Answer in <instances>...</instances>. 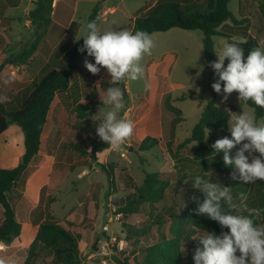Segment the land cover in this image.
Here are the masks:
<instances>
[{
    "label": "rangeland",
    "instance_id": "obj_1",
    "mask_svg": "<svg viewBox=\"0 0 264 264\" xmlns=\"http://www.w3.org/2000/svg\"><path fill=\"white\" fill-rule=\"evenodd\" d=\"M29 1L10 0L13 4H19L10 10L12 16L21 18V28L17 33L23 41L31 38L23 49L31 43L35 30L32 23L30 26L25 24L27 19L23 10ZM155 1L60 0L55 9V22L49 39L52 41L59 30L62 31L68 22L74 21L76 24H72L71 32L75 35L70 41L75 44L84 35L95 7L97 14L99 9H104L101 13L104 15L95 18L101 31L131 30V20L139 14H146ZM208 1L180 0L182 4L194 6L203 12L208 8ZM228 5L238 22L228 20L226 23L230 26L224 27L225 23L221 25L219 29L222 32L230 27L242 29L250 26L257 39L264 34V0H230ZM132 14H135L134 17L128 19ZM225 32L229 37H213L215 52L219 51L223 41H245L239 34ZM151 37L154 48L151 55H146L142 61L143 77L135 81L126 80L116 86L124 91L125 107L119 116L134 122V133L123 145H111L98 153L96 159L90 155L91 145L87 146L88 154H80L71 147V143L85 147V138L101 140L96 134V125L103 119L98 114L99 109L107 110V106L101 104V97L106 94L110 76L104 69L97 75L91 74L84 67V61H95L87 54L77 61L78 68L71 78V87L67 93H59L51 106L38 156L26 166L18 184L8 193L16 219L22 223L23 229L21 238L0 243V260H4L5 264H24L38 225L48 219L80 235L79 249L81 257L86 260L105 235L115 233L125 243V249L117 256L132 263L140 261L147 245L155 243L162 233L168 234L169 223L153 225L154 216L168 218L173 211L185 210L192 200L191 182L197 176L231 187L234 202L239 206L238 211L254 209L251 200L259 191L264 192V181L245 184L233 180L231 173L234 168L225 166L223 152L215 153L211 147L219 138H230L228 127L206 132L213 158L221 161V164H215L209 156L202 160L204 162L196 159L194 155L199 146L196 141L183 144L191 136L209 98L214 94L215 105H229L231 118L233 113L240 114L243 110L255 116L254 109L242 102L241 105L235 92L226 102H221L222 93L214 92L210 83V69L204 57L201 31L173 28L171 31L154 32ZM70 41L65 38L60 42L59 53L70 46ZM170 53H176L177 56L172 65L167 58ZM13 56L8 55L3 61ZM215 57L217 60L216 53ZM227 63L225 61V66ZM63 64L57 65L58 68H64ZM4 69L8 71L6 76H0V101L12 100L13 106L19 108L33 84L14 79L22 73L21 67L6 65ZM8 77H11L10 82L7 81ZM79 103L91 104L94 111L86 114L87 118H80L76 113ZM256 120L264 122V117ZM16 136V133L9 132L0 140V166L14 167L20 163ZM148 136L158 139V142L153 148L144 150L141 143ZM239 147L233 150V155ZM101 165L112 170V178ZM147 173H157L159 179L165 182L163 198L154 204H140L134 213L121 211L120 208L137 197L144 187ZM243 191L247 197L245 201L239 199ZM113 208L116 209L115 215L121 213V217L115 219L105 231L103 227L108 219L107 214ZM257 221L258 225L264 224L260 215ZM33 264L45 263L40 257ZM108 264L114 263L108 260Z\"/></svg>",
    "mask_w": 264,
    "mask_h": 264
},
{
    "label": "trees",
    "instance_id": "obj_2",
    "mask_svg": "<svg viewBox=\"0 0 264 264\" xmlns=\"http://www.w3.org/2000/svg\"><path fill=\"white\" fill-rule=\"evenodd\" d=\"M53 1L36 0L34 2V8L29 12V18L35 28L33 39L21 53L0 63V73L7 64H28L33 59L39 43L50 26ZM229 2L230 0H210L207 10L203 12L194 6L182 4L180 0H158L146 14L136 16L131 20L132 28L130 31L143 30L150 35L154 32H165L172 28L201 31L203 33L204 57L207 67L210 69V83L212 84L218 79L213 69L208 66L210 62L216 61L213 37H229V34L219 30L220 26L228 20L238 22L229 8ZM96 16L97 7L89 16L88 22L95 21ZM82 45L83 39L81 38L65 53L63 57L64 68L48 72L39 83L35 84L19 108H15L14 103L0 101V137L8 132L11 127L19 128L22 135V140L19 143L20 163L14 167L0 166V207L2 211L0 243H10L14 239L21 238L23 225L16 219V213L8 199V193L18 184L21 175H19L20 170L22 168L24 170L39 153L41 137L52 103L57 94L68 90L70 79L78 68V59L87 54L86 51L83 53L78 51ZM257 46L260 45L253 37H247L246 43L241 45L244 48L245 56L250 49ZM226 62L228 61L226 60ZM118 85L109 84L108 86L116 87ZM214 95L209 98L191 136L183 144L196 141L199 146L194 157L202 161L209 156L212 158L210 160L218 165L221 164V161L213 158L212 149L206 140V132L226 129L228 121L231 120V109L227 104L215 105ZM247 105L254 109L256 118L264 117V109L257 107L251 101ZM93 111L94 107L91 104L79 103L76 107V113L80 118H87L86 114ZM85 142V147L72 143L71 147L80 154H88L87 146L91 145L90 155L93 159L97 158L98 153H102L111 146L93 137L85 138ZM157 142L158 139L148 136L142 141L141 148L149 150L156 146ZM101 166L112 178V170L104 165ZM193 183L192 181L191 184ZM238 187L240 188L239 185ZM164 190L165 182L159 179L158 174L147 173L145 185L137 193V197L128 201L120 210L125 213H134L140 204L159 202L163 198ZM243 193L245 192L243 191ZM193 195L199 197L201 201L204 198L195 189L192 191V197ZM251 201L254 209L259 210V215L264 219V192L259 191ZM197 206V202L192 199L185 210L173 211L168 215V218L163 215H155L151 224L162 226L168 222V234L162 233L155 243L147 245L143 249L144 253L140 261L137 260L132 263L129 260L120 259L117 255H112L110 261L114 264H194V252L191 250L202 247L199 242L200 237L208 232L219 235L222 231H228V229H222L217 222L206 216L198 215L196 213ZM257 217L255 216L254 219L258 225ZM80 240L79 234L71 232L53 220H44L38 225L36 235L29 245L24 264H33L40 257L45 264H96L97 260L88 261L81 257Z\"/></svg>",
    "mask_w": 264,
    "mask_h": 264
},
{
    "label": "clouds",
    "instance_id": "obj_3",
    "mask_svg": "<svg viewBox=\"0 0 264 264\" xmlns=\"http://www.w3.org/2000/svg\"><path fill=\"white\" fill-rule=\"evenodd\" d=\"M81 38L83 45L78 51H86L95 61L85 59L84 67L93 75L104 69L110 76V85L141 79L144 75L142 61L154 48L151 35L143 30L101 31L95 21L86 24ZM244 43L243 40L221 43L219 51L215 52L218 59L208 65L218 77L211 87L217 94L222 93L221 102H226L235 92L240 103L251 101L264 109V41L260 42L261 46L250 49L247 56L241 47ZM123 97L122 88L107 87L106 94L101 97V104L107 106V110L100 108L98 113L103 119L96 125V134L105 144L114 147L127 142L135 128L132 120L119 116L125 107ZM228 131L230 138H219L211 147L215 153L223 152L225 166L234 168L231 178L245 184L264 181V122H257L254 114L243 110L240 114L233 113ZM237 146L240 147L233 155ZM192 188L204 197L201 201L193 195L198 205L196 213L228 229L219 235L208 232L199 238L202 247L194 251V264H264V224L257 225L254 219L259 210L238 211L231 187L201 176L195 177ZM239 199L245 201L247 197L240 193ZM0 264L5 261L0 260Z\"/></svg>",
    "mask_w": 264,
    "mask_h": 264
},
{
    "label": "crops",
    "instance_id": "obj_4",
    "mask_svg": "<svg viewBox=\"0 0 264 264\" xmlns=\"http://www.w3.org/2000/svg\"><path fill=\"white\" fill-rule=\"evenodd\" d=\"M35 1L36 0H30L26 4V6L23 10L24 14L26 16V19H27L25 24H28L29 26L31 24V20L29 18V12L34 8V2ZM59 1L60 0H57L56 2L53 3V11H52V15H51L50 26L48 27L46 35L44 36L42 41L39 43V46H38V49L36 51V54L34 55V58L28 64H21V65L7 64V65H9V67H13V66L21 67L22 73L14 79L19 80V81L29 82L30 84H33V88H34L35 84L39 83L42 80V78L48 72H50L54 69H61V68H58L59 66H57V65H62L63 57H64L65 53L72 46L75 45V44H73V41H70V38H73L75 35L74 32L73 33L71 32L72 24L75 23L74 21L68 22L65 25V27L62 28L63 29L62 31L59 30L57 32V34L53 36L52 41H50V39H49L50 31L52 32V26L55 22V16H56L55 9L58 7ZM157 1L158 0H156L155 3L151 7H153ZM209 4H210V0L208 1V6H209ZM18 6H19V4H17V3L13 4L12 2H10V0H0V63L4 62L3 61L4 58L8 55H11V54L17 55V54L21 53L23 50V47L25 46V43L28 42L29 39H31L29 37V38L25 39L26 41H23L22 36L19 33H17V30L21 28L20 27V19L21 18L19 16H12V14L10 13V10L14 7L17 8ZM149 9L146 12H148ZM115 10H116V8L114 7L113 11L115 12ZM139 11L140 10H138L137 12H139ZM102 12H104V9L103 10L99 9L97 15H100L102 17L104 15V14H101ZM134 15L135 14L130 15V17L128 19H132L134 17ZM139 15H141V14H139ZM224 25H225L224 27L230 26L226 22ZM244 28L237 29V27H234V28L230 27L229 29H225V31H227L228 33L230 32L233 34H239L241 37H243L245 39V41L247 40V37H253L254 40L259 45H260L261 41H264L262 39L264 34L261 35V37H259V39H257L255 37V35L252 34V27L249 26V27H244ZM171 30H173V28L170 29V31ZM192 31H195V30H192ZM225 31H224V33H226ZM65 38L70 41V46L67 49H64L63 52L59 53V51H60V50H58L59 44L61 41H64ZM175 54L176 53H173V54L170 53L169 55H167V58H169L168 62H170V65H172V63L175 60H177V56ZM86 56L87 55H85L84 57H86ZM79 59H81V58H79ZM79 59H78V61H79ZM7 71H8V69H4L0 73V76H2V77L6 76ZM73 75H72V77H73ZM7 81L10 82L11 77H8ZM70 87H71V79H70ZM33 88H31L29 93L33 90ZM67 91L61 92V93H67ZM23 99L21 100V104H22ZM8 102H12V100H10ZM45 127H46V125H45ZM9 132L16 133V135H17L16 139L18 142L17 144H18V149H19V143L22 140V135H21L19 128H17V127H11L8 130V132H6L4 135H2L0 137V140L3 139L4 136L7 135V133H9ZM44 132H45V128H44L43 133ZM42 137H43V134H42ZM42 137H41L40 150L42 148ZM37 156H38V154L35 157H37Z\"/></svg>",
    "mask_w": 264,
    "mask_h": 264
},
{
    "label": "built area",
    "instance_id": "obj_5",
    "mask_svg": "<svg viewBox=\"0 0 264 264\" xmlns=\"http://www.w3.org/2000/svg\"><path fill=\"white\" fill-rule=\"evenodd\" d=\"M56 1L57 0H54L53 3ZM115 210L116 209L113 208V210L107 214L108 219L103 227L105 231H108L109 225L113 223L115 219L121 217V213L115 215ZM114 234L115 233H108L99 241V245H97L96 249H93L91 254L87 257L88 261L97 260L98 262H101L103 264H108V260L110 261L112 255H117V253H120L125 249L124 240L119 239Z\"/></svg>",
    "mask_w": 264,
    "mask_h": 264
},
{
    "label": "water",
    "instance_id": "obj_6",
    "mask_svg": "<svg viewBox=\"0 0 264 264\" xmlns=\"http://www.w3.org/2000/svg\"><path fill=\"white\" fill-rule=\"evenodd\" d=\"M22 171H23V168L20 170L19 175L22 173Z\"/></svg>",
    "mask_w": 264,
    "mask_h": 264
}]
</instances>
